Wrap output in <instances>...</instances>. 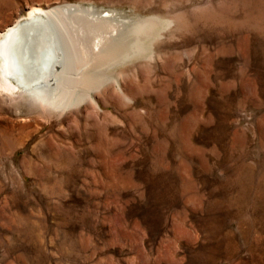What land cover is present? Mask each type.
I'll return each instance as SVG.
<instances>
[{
    "label": "rangeland",
    "instance_id": "rangeland-1",
    "mask_svg": "<svg viewBox=\"0 0 264 264\" xmlns=\"http://www.w3.org/2000/svg\"><path fill=\"white\" fill-rule=\"evenodd\" d=\"M71 4L116 31L77 102L0 92V264H264V0H0V31Z\"/></svg>",
    "mask_w": 264,
    "mask_h": 264
},
{
    "label": "bare ground",
    "instance_id": "bare-ground-1",
    "mask_svg": "<svg viewBox=\"0 0 264 264\" xmlns=\"http://www.w3.org/2000/svg\"><path fill=\"white\" fill-rule=\"evenodd\" d=\"M79 6L31 7L23 21L0 31L2 97L43 115L77 102L79 87L87 95L83 76L96 66L116 27Z\"/></svg>",
    "mask_w": 264,
    "mask_h": 264
}]
</instances>
